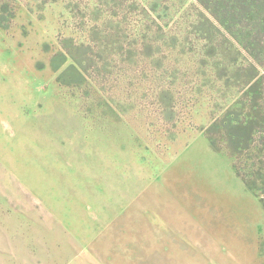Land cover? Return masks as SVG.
Masks as SVG:
<instances>
[{"label":"rangeland","instance_id":"1","mask_svg":"<svg viewBox=\"0 0 264 264\" xmlns=\"http://www.w3.org/2000/svg\"><path fill=\"white\" fill-rule=\"evenodd\" d=\"M3 2L0 264H264V199L206 132L264 117V55L198 0Z\"/></svg>","mask_w":264,"mask_h":264},{"label":"trees","instance_id":"2","mask_svg":"<svg viewBox=\"0 0 264 264\" xmlns=\"http://www.w3.org/2000/svg\"><path fill=\"white\" fill-rule=\"evenodd\" d=\"M198 2L203 10L202 14L198 15L200 21H202L201 17H204L210 26L217 29L231 31L237 29L239 33L236 36H243L242 43L250 49L253 58L260 59L264 55V50L252 52L257 48L254 36L264 35V0H198ZM6 10H8V4L3 2L0 6L1 27H6L2 16ZM260 65H264V61ZM240 66L244 74L250 77L244 82L249 85L246 96L249 97L252 94L253 99L257 98L260 84L264 82V75L258 76L257 63L250 62ZM251 106L256 104L252 102ZM241 114L244 113L228 110L220 120L206 128L207 137L213 149L227 151L230 154L234 159L233 167L236 174L248 189L264 199L262 195L264 194L262 192L264 191V174L259 173L264 165V117L255 119L251 114ZM218 130L221 131L224 145L217 141L215 135ZM253 140H257L258 143L253 145Z\"/></svg>","mask_w":264,"mask_h":264}]
</instances>
